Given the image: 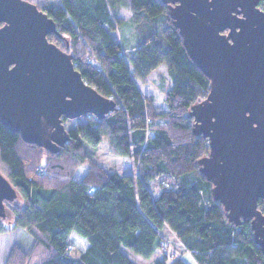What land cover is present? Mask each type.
Returning a JSON list of instances; mask_svg holds the SVG:
<instances>
[{
	"label": "trees",
	"instance_id": "trees-1",
	"mask_svg": "<svg viewBox=\"0 0 264 264\" xmlns=\"http://www.w3.org/2000/svg\"><path fill=\"white\" fill-rule=\"evenodd\" d=\"M56 21L59 33L48 39L72 54L75 68L99 93L116 101L100 119L66 127L69 140L52 152L23 139L0 121V171L18 191L5 201L0 234L21 228L32 237L29 249L13 242L5 264H137L122 245L137 254H161L154 264H264L252 219L229 221L213 183L198 160L210 151L209 139L193 131L191 106L206 98L210 79L191 59L179 28L162 0H30ZM264 10V0H259ZM122 10L136 22L143 11L164 13V49L148 36L131 58L113 30ZM161 64L173 84L158 111L137 78L146 79ZM64 123L67 118H64ZM106 141L112 154L131 156L138 173L110 172L88 151ZM156 192L150 186L152 181ZM264 214V198L258 201ZM11 222V225L7 223ZM174 234L183 249L168 250ZM168 246V247H167ZM77 252V254H74Z\"/></svg>",
	"mask_w": 264,
	"mask_h": 264
},
{
	"label": "water",
	"instance_id": "water-1",
	"mask_svg": "<svg viewBox=\"0 0 264 264\" xmlns=\"http://www.w3.org/2000/svg\"><path fill=\"white\" fill-rule=\"evenodd\" d=\"M191 59L210 79L194 103L193 131L209 139L198 160L229 221L252 219L264 253V129L249 124L264 113V10L259 0H162ZM56 21L29 0H0V121L25 141L57 152L69 140L64 118L102 119L116 101L75 68L72 54L48 39ZM17 189L0 171V219Z\"/></svg>",
	"mask_w": 264,
	"mask_h": 264
},
{
	"label": "rangeland",
	"instance_id": "rangeland-1",
	"mask_svg": "<svg viewBox=\"0 0 264 264\" xmlns=\"http://www.w3.org/2000/svg\"><path fill=\"white\" fill-rule=\"evenodd\" d=\"M121 17L122 20L113 30V34L121 42L128 65L132 71L133 65L131 58L134 56L137 47L148 36L155 35L157 40L163 45L164 49L169 48V43L163 33L169 22L164 13L157 16H150L146 11H143L141 20L136 22L130 11L122 10ZM137 81L144 96L153 98L154 106L158 111L167 108L164 103V96L166 91L172 87L173 81L167 72L165 64H161L157 67L146 77V79L143 80L137 78ZM84 121L85 117L83 116L74 119H67L65 121V126L74 127ZM88 151L110 172H118L120 174L138 173L133 158L131 156L112 154L106 141H101L97 146H90ZM156 183L157 181L155 180L150 183V186L155 192ZM7 224L12 226L11 222H8ZM167 240L169 243L168 246L171 244L174 245V248L170 247V249L167 246L168 250L173 251V249H177V251H181L183 249L182 243L174 234H171ZM13 242H17L24 248L29 249L32 244V237L21 228H14L11 234H0V264H5L6 254ZM122 251L137 264H154L161 254V250L158 249L151 257H145L137 254L125 245H122ZM185 253L190 255L189 251L184 250L182 254L185 255ZM74 254H77V252H74ZM188 257L189 256H186V259Z\"/></svg>",
	"mask_w": 264,
	"mask_h": 264
},
{
	"label": "snow or ice",
	"instance_id": "snow-or-ice-1",
	"mask_svg": "<svg viewBox=\"0 0 264 264\" xmlns=\"http://www.w3.org/2000/svg\"><path fill=\"white\" fill-rule=\"evenodd\" d=\"M247 122L252 124L253 122L258 123L261 129H264V113H262L259 118L256 117L255 113L251 114V119H248Z\"/></svg>",
	"mask_w": 264,
	"mask_h": 264
},
{
	"label": "crops",
	"instance_id": "crops-1",
	"mask_svg": "<svg viewBox=\"0 0 264 264\" xmlns=\"http://www.w3.org/2000/svg\"><path fill=\"white\" fill-rule=\"evenodd\" d=\"M140 87V86H139ZM140 90H141V92H142V89L140 88ZM142 94H143V92H142ZM144 95V94H143ZM164 110H166V109H163L162 111H164ZM185 258H186V256H189L188 258H187V262L189 263V264H197L196 263V261L194 260V257L192 256V254L190 253V255H187L186 253H185Z\"/></svg>",
	"mask_w": 264,
	"mask_h": 264
},
{
	"label": "flooded vegetation",
	"instance_id": "flooded-vegetation-1",
	"mask_svg": "<svg viewBox=\"0 0 264 264\" xmlns=\"http://www.w3.org/2000/svg\"><path fill=\"white\" fill-rule=\"evenodd\" d=\"M30 1V0H29Z\"/></svg>",
	"mask_w": 264,
	"mask_h": 264
}]
</instances>
